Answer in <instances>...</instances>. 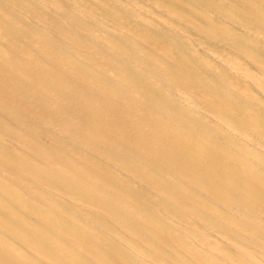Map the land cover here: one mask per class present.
Listing matches in <instances>:
<instances>
[{
	"label": "bare ground",
	"instance_id": "bare-ground-1",
	"mask_svg": "<svg viewBox=\"0 0 264 264\" xmlns=\"http://www.w3.org/2000/svg\"><path fill=\"white\" fill-rule=\"evenodd\" d=\"M0 264H264V0H0Z\"/></svg>",
	"mask_w": 264,
	"mask_h": 264
}]
</instances>
